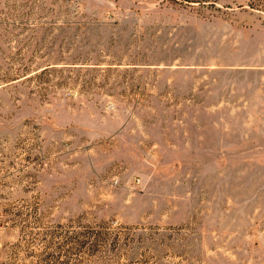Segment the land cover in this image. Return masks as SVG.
<instances>
[{
  "label": "rangeland",
  "instance_id": "374dc122",
  "mask_svg": "<svg viewBox=\"0 0 264 264\" xmlns=\"http://www.w3.org/2000/svg\"><path fill=\"white\" fill-rule=\"evenodd\" d=\"M0 264H264V0H0Z\"/></svg>",
  "mask_w": 264,
  "mask_h": 264
}]
</instances>
